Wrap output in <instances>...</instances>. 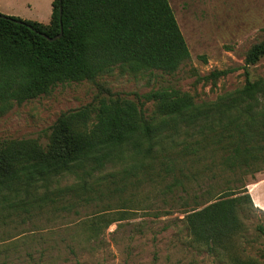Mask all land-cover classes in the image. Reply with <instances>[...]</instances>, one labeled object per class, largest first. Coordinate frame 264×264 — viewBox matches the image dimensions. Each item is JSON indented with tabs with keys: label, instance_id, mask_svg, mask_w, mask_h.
<instances>
[{
	"label": "trees",
	"instance_id": "obj_1",
	"mask_svg": "<svg viewBox=\"0 0 264 264\" xmlns=\"http://www.w3.org/2000/svg\"><path fill=\"white\" fill-rule=\"evenodd\" d=\"M60 27L56 40L42 35L53 37ZM263 56L264 38L249 48L245 63ZM189 57L169 0H52L47 23L0 12V113L58 84L92 80L115 67L171 73ZM245 75L241 87L213 101L196 102L174 88L150 90L139 95L155 103L150 117L143 102L120 98L62 113L45 148L29 139L0 148V199L23 200L42 187L45 193L65 175L78 179L67 186L76 196L93 192L100 178L88 180L107 164L131 159L141 167L157 150L178 146V153L192 155L194 162L209 154L212 164L218 154L220 165L230 170H263L264 77L251 80L247 70ZM253 207L247 188L229 189L187 211L184 220L192 241L214 253L224 251L244 230L242 217ZM121 219L102 215L90 226ZM229 263L263 264L235 255Z\"/></svg>",
	"mask_w": 264,
	"mask_h": 264
},
{
	"label": "rangeland",
	"instance_id": "obj_2",
	"mask_svg": "<svg viewBox=\"0 0 264 264\" xmlns=\"http://www.w3.org/2000/svg\"><path fill=\"white\" fill-rule=\"evenodd\" d=\"M169 3L190 51L174 72L132 73L115 67L92 80L58 84L36 98L13 103L0 113V148L28 139L45 148L62 113L94 109L102 99L141 101L150 117L155 103L139 97L150 90L174 88L196 102L213 101L241 87L245 70L251 80L264 77V56L245 63L249 48L264 38V0ZM10 8L23 19L46 23L50 18L45 7ZM221 70L226 73L213 75ZM179 148L157 150L141 167L131 159L109 163L88 180L100 178L96 191L79 196L67 189L78 179L65 175L45 193L42 187L23 200L10 195L0 199V264H230L234 255L264 264V207L254 203L242 217L244 230L218 253L193 242L184 220L187 211L220 191L249 190L264 179V169L230 170L220 165L218 154L212 164L209 154L194 162L192 155L178 153ZM254 198L264 205V195ZM102 215L122 219L92 228L91 221Z\"/></svg>",
	"mask_w": 264,
	"mask_h": 264
},
{
	"label": "crops",
	"instance_id": "obj_3",
	"mask_svg": "<svg viewBox=\"0 0 264 264\" xmlns=\"http://www.w3.org/2000/svg\"><path fill=\"white\" fill-rule=\"evenodd\" d=\"M51 2L52 0H0V11L19 16L17 13H13L12 8L6 9L7 7H10L12 4L17 5L18 7H22V9H39V8H48V14L50 17L51 13ZM15 8V7H13ZM49 21V19H48ZM47 21V22H48ZM46 22V23H47ZM248 192L251 194L252 199L256 205H258L260 208L264 207V205L256 203V200L254 198V194L258 195L260 198L264 195V179H261L254 183V185L249 188ZM254 192V193H253Z\"/></svg>",
	"mask_w": 264,
	"mask_h": 264
},
{
	"label": "water",
	"instance_id": "obj_4",
	"mask_svg": "<svg viewBox=\"0 0 264 264\" xmlns=\"http://www.w3.org/2000/svg\"><path fill=\"white\" fill-rule=\"evenodd\" d=\"M60 15H61V9L59 7V17H60ZM61 34H62V29L60 27V31L55 36H53V37H48L46 34H42V35L44 37H46L48 40L53 41V40L58 39L61 36Z\"/></svg>",
	"mask_w": 264,
	"mask_h": 264
}]
</instances>
